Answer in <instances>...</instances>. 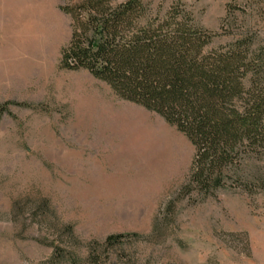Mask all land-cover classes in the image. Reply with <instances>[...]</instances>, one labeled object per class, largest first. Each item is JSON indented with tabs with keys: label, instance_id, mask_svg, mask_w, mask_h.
Instances as JSON below:
<instances>
[{
	"label": "rangeland",
	"instance_id": "rangeland-1",
	"mask_svg": "<svg viewBox=\"0 0 264 264\" xmlns=\"http://www.w3.org/2000/svg\"><path fill=\"white\" fill-rule=\"evenodd\" d=\"M67 2L0 0V264H55L57 247L79 264H264V156L211 193L187 188L195 148L176 126L61 68ZM146 3L184 7L212 48L264 41V0Z\"/></svg>",
	"mask_w": 264,
	"mask_h": 264
},
{
	"label": "trees",
	"instance_id": "trees-1",
	"mask_svg": "<svg viewBox=\"0 0 264 264\" xmlns=\"http://www.w3.org/2000/svg\"><path fill=\"white\" fill-rule=\"evenodd\" d=\"M61 9L72 29L61 68L88 71L176 126L195 148L187 188L211 193L245 160L264 156V41L247 32L212 48L216 35L181 5L163 12L146 0H68ZM7 112L1 106L0 119ZM61 252L55 264H79Z\"/></svg>",
	"mask_w": 264,
	"mask_h": 264
},
{
	"label": "bare ground",
	"instance_id": "bare-ground-1",
	"mask_svg": "<svg viewBox=\"0 0 264 264\" xmlns=\"http://www.w3.org/2000/svg\"><path fill=\"white\" fill-rule=\"evenodd\" d=\"M99 106H100V105H99ZM83 107L86 108V110L93 109V107H94V102H91V101L87 100L85 103H83ZM88 112H89V111H88ZM90 112H91V111H90ZM90 112H89V113H90ZM161 143H162V145L165 147V150H164V151H167V148H168V146H169V144H170V140H169L168 138H166V139H163ZM167 154H168L167 152H163L162 155H161V158H163L164 160H167V161H168V159H169L170 157H169Z\"/></svg>",
	"mask_w": 264,
	"mask_h": 264
}]
</instances>
